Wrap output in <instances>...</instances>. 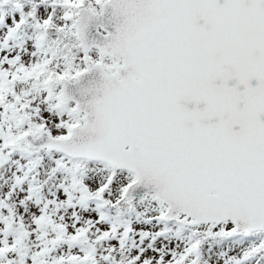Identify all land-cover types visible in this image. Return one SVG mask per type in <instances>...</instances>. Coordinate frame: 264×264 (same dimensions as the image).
I'll return each mask as SVG.
<instances>
[{"label":"snow or ice","instance_id":"obj_1","mask_svg":"<svg viewBox=\"0 0 264 264\" xmlns=\"http://www.w3.org/2000/svg\"><path fill=\"white\" fill-rule=\"evenodd\" d=\"M38 3L0 0V50L29 21L36 30L27 55L0 57V163L13 149L56 154L50 173L68 179L59 202L92 201L95 215L61 223L47 214L54 198L32 209L31 228L0 218V264H264V0ZM50 28L67 51L45 44ZM130 233L139 243L123 251ZM213 241L234 246L213 252Z\"/></svg>","mask_w":264,"mask_h":264},{"label":"rangeland","instance_id":"obj_2","mask_svg":"<svg viewBox=\"0 0 264 264\" xmlns=\"http://www.w3.org/2000/svg\"><path fill=\"white\" fill-rule=\"evenodd\" d=\"M49 4V0H39L38 5L36 7L39 8H47ZM29 6H31V0H29ZM9 8H3V18L4 22L7 23L9 18L15 14L8 13ZM37 19H39V12L36 13ZM55 22H61V9L56 8L54 11ZM5 29L2 25H0V39H3V34ZM36 37V30L33 27L32 22H28L22 25L19 30L15 34L14 39L8 40V46L5 49L0 50V57H2L5 53L8 56H15L20 54L22 57L27 55L25 53V48H30L32 40ZM45 44H51L53 48L58 50V55L60 51H67L71 47V41L68 37L62 36L55 32L54 29L50 28L45 36ZM34 59V58H33ZM31 81L27 83L24 81H17L14 84V90L17 93H20L22 89H28L31 92V96L34 98L35 103H39L40 96L36 93L35 90L30 89ZM8 100H11V96L8 97ZM12 121L9 119L4 120V125L7 126L11 124ZM11 132H15V127L11 129H6ZM8 152V150H5ZM29 153L21 154L16 149L8 152L7 158L3 163H0V194L9 192L11 190L10 198L6 201L8 208H0V218H5L9 224L13 222H18L22 220L24 225L28 228L33 227L31 225L32 218V209L37 208L43 205L46 201H53L54 203H49L47 205V214L52 217V219H57L58 217L63 216V220L61 223L70 221L73 219L72 212L76 211L77 215L81 217V222L84 221L86 216H93L95 204L92 201L87 202V211L80 208L77 204V207L73 209L67 204L60 203V190L58 185L67 184V174L63 171H58L56 174H51L50 169L53 167L52 159L55 158L56 154H52V158L44 151V149L36 148L30 149ZM37 160V164L32 172H30L26 177H23V183L16 184L17 179L22 177V172L24 171L23 167L26 162L29 160ZM86 172L90 175H94L98 177L100 180L104 178V173L99 165L96 164H88L86 166ZM41 189V196L38 197V193ZM80 193H73L72 203L76 204V200L79 197ZM21 197H23V208L21 207ZM2 198V197H0ZM110 218L117 220H131L133 223V227H136L135 224L136 217L129 216L127 213H124L120 217H116V214L111 209H105ZM142 219V218H141ZM3 224H0L2 227ZM175 228V226H173ZM51 235V232L49 233ZM95 235V234H94ZM9 241H11V236H9ZM38 243L32 236H29L25 240V245L30 250L33 245ZM110 243V242H108ZM139 243L138 238L135 233H131V237L125 245V249L123 251H127L131 249L135 250V244ZM166 243V241H165ZM211 243V251L215 252L225 246L233 247L232 244L225 245L224 242H210ZM107 243H98L97 250L107 248ZM207 248V245L205 246ZM61 252H67V248L65 245H58L56 247V255H59ZM207 255V253H206Z\"/></svg>","mask_w":264,"mask_h":264},{"label":"water","instance_id":"obj_3","mask_svg":"<svg viewBox=\"0 0 264 264\" xmlns=\"http://www.w3.org/2000/svg\"><path fill=\"white\" fill-rule=\"evenodd\" d=\"M69 87H71V86H69ZM32 143H33V145L39 146L40 144L43 143V141L42 140H33Z\"/></svg>","mask_w":264,"mask_h":264}]
</instances>
